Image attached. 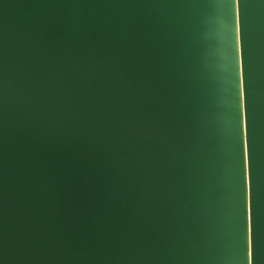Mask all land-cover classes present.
<instances>
[{
  "label": "water",
  "instance_id": "obj_1",
  "mask_svg": "<svg viewBox=\"0 0 264 264\" xmlns=\"http://www.w3.org/2000/svg\"><path fill=\"white\" fill-rule=\"evenodd\" d=\"M234 16L0 0V264H264V0H241L237 27L253 232Z\"/></svg>",
  "mask_w": 264,
  "mask_h": 264
},
{
  "label": "snow or ice",
  "instance_id": "obj_2",
  "mask_svg": "<svg viewBox=\"0 0 264 264\" xmlns=\"http://www.w3.org/2000/svg\"><path fill=\"white\" fill-rule=\"evenodd\" d=\"M240 2L241 0H231V6L234 8V46H235V57H234V67L236 72V102H235V130H236V140L239 146L240 158L242 163V180H243V194L242 203L244 209L245 203V184L247 183V196L249 203V219H251V229L253 232V207H252V175H251V163H250V149H249V137H248V115L246 107V85H245V75H244V62H243V50L241 47L240 56V71L237 70V27L239 25L240 33L242 37L241 30V19H240ZM243 93V95H242ZM248 153V170H247V181L245 179V152ZM244 216V210H243Z\"/></svg>",
  "mask_w": 264,
  "mask_h": 264
}]
</instances>
